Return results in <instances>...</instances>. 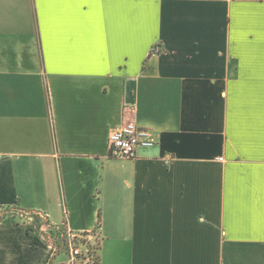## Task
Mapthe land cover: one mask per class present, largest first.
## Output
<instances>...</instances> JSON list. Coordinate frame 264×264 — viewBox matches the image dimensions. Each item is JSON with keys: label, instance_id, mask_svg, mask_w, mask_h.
Instances as JSON below:
<instances>
[{"label": "crops", "instance_id": "obj_1", "mask_svg": "<svg viewBox=\"0 0 264 264\" xmlns=\"http://www.w3.org/2000/svg\"><path fill=\"white\" fill-rule=\"evenodd\" d=\"M0 207V264H264V0H0Z\"/></svg>", "mask_w": 264, "mask_h": 264}, {"label": "built area", "instance_id": "obj_2", "mask_svg": "<svg viewBox=\"0 0 264 264\" xmlns=\"http://www.w3.org/2000/svg\"><path fill=\"white\" fill-rule=\"evenodd\" d=\"M158 47L154 48L156 51ZM155 141L149 128L141 127L133 120H128L120 127L115 128L109 137V156L118 159L137 158L139 146H152ZM63 235V242L70 250V264L81 262L96 263L97 248L96 232L72 231L67 228H58ZM98 245V244H97Z\"/></svg>", "mask_w": 264, "mask_h": 264}, {"label": "rangeland", "instance_id": "obj_3", "mask_svg": "<svg viewBox=\"0 0 264 264\" xmlns=\"http://www.w3.org/2000/svg\"><path fill=\"white\" fill-rule=\"evenodd\" d=\"M18 212H20V211L14 210V209L7 211V210H5V208L0 207V219L3 217H6L8 215H12V214L17 215ZM24 216H27V215L25 214ZM33 219H34L33 222H35L36 225L38 226V229L34 230L36 232V234L43 237V239L47 243H50L53 246L54 251L57 254L67 253V255L70 256L71 252L68 249V247L66 246V244H64V242H63L64 238H63V235L61 234V232L58 230L52 229V227L46 226L43 222H41L40 218L37 215H34ZM97 246L98 245L95 244V245H93V248H95V247L97 248Z\"/></svg>", "mask_w": 264, "mask_h": 264}]
</instances>
